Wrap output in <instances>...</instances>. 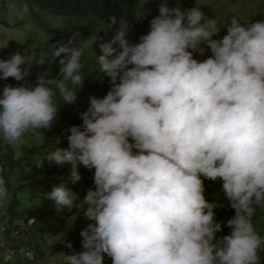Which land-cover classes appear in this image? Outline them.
Instances as JSON below:
<instances>
[{"label":"clouds","instance_id":"1","mask_svg":"<svg viewBox=\"0 0 264 264\" xmlns=\"http://www.w3.org/2000/svg\"><path fill=\"white\" fill-rule=\"evenodd\" d=\"M194 3H182L191 8L183 10L162 0L138 43L129 41L123 18L108 17L110 29L118 26L99 43L101 54L93 52L110 88L88 98L82 123L65 130L67 147L46 158L68 169V183L52 185L45 198L57 214L89 223L79 233L82 250L54 254L50 264H58L57 256L59 264H104L105 257L112 264H264V236L254 227L257 209L264 208V20L232 17L225 27ZM143 16L144 10L135 18ZM72 44L54 53L63 55L59 76L41 73L34 84L26 78L33 65L44 64L43 53L0 60V80L25 81L3 88L0 140L15 145L29 133L46 138L43 130L51 131L58 114L53 86L64 105L75 104L86 80L83 47ZM7 47L0 39V49ZM81 169L92 173L83 198L67 186L81 181ZM206 181L219 184L234 210L227 221L217 219ZM8 194L0 176V203ZM35 220L26 226L33 229ZM222 224L230 233L218 237ZM65 235L44 240L50 248ZM0 238L13 256L23 249L33 257L31 248L13 249Z\"/></svg>","mask_w":264,"mask_h":264},{"label":"trees","instance_id":"2","mask_svg":"<svg viewBox=\"0 0 264 264\" xmlns=\"http://www.w3.org/2000/svg\"><path fill=\"white\" fill-rule=\"evenodd\" d=\"M24 4L29 9L37 8L40 10H46L47 12L62 15L65 17L73 18L76 24L69 32L63 30H50L48 33L51 38L39 48H29L30 41L25 44H20L15 40L8 41V47L0 49V60H6L14 52H20L21 54H29L32 51L37 53H43L44 64L33 65L31 68V75L26 78L29 84H34L37 76L41 73H46L50 78H57L59 76V59L56 58L54 53L61 44H67L68 40H73L71 46L83 47V55L81 57V75L84 77V88L78 92L77 100L73 105H64L60 99L58 89L54 90V99L57 102L58 114L54 120V126L51 131H46L49 134L48 140L42 145L37 147H20V155H18L8 143L0 140V176L5 177L7 186L11 193V198L7 196L0 205V213H8L9 220L6 224V235L10 237L13 233L16 237L9 238L13 240L16 238L21 239V225L16 224L17 220L25 225V235L32 233L33 230L26 226L27 219L35 217L36 226L39 229L47 232V234L58 235L60 232H64L66 235L63 241L60 243L56 241V245L51 246L50 250L44 249V241L35 244L32 259L26 257H18V255H12L5 257V260L0 264H50L52 254L58 249L62 250L64 254L71 255L73 252H79L82 250L80 231L70 230L65 232V223L71 216L65 212L60 215L55 212L52 205L53 202L45 198V194L51 190L52 185H59L61 183H68V169L60 168L54 164H49L46 160L47 155L59 149H65L67 147V141L65 136V130L73 125H80L82 123L79 118V113L87 109L88 98L92 95L103 97L106 95L110 88V80L108 77L101 76L99 72L94 52L100 55L99 43L110 39L116 27H109L108 17L115 15L117 21L123 18L126 23L125 27L129 29L128 39L132 43H138L141 35V27L145 26L148 30L150 25L145 16L137 20L136 14L141 12L138 7V0H23ZM183 4L189 6H196L192 0H181ZM263 17H259L258 20H264V8L260 11ZM255 21V22H256ZM242 23H249L244 21ZM17 23H8L0 19V25H6L13 27ZM221 28V27H220ZM47 29V28H46ZM225 28H221L219 37L222 38L226 35ZM79 34V39L74 38L73 35ZM97 38V40H96ZM215 38V37H214ZM96 40V43L93 42ZM93 45V46H92ZM211 53L206 52L204 57H200L198 53H194V58L204 59L210 56ZM25 81H16L13 78L8 80H0V96H2L3 88L6 85L18 87L24 84ZM70 134V133H68ZM19 168L21 181L18 184H12L9 180L13 170ZM92 173L84 169H81V181L76 185L68 184L67 186L73 191L78 192L81 198L86 195L88 187L92 185L91 179ZM21 189L27 190L33 196L39 195V206L35 208L17 210L19 200L17 198V192ZM206 196L209 200L215 203L217 210V219L219 221H227L234 215V210L227 206V201L223 199V194L220 191L219 184L211 181H206ZM223 205H225L223 207ZM258 210V209H257ZM3 233L0 235L5 240ZM230 229L224 227L222 224V232L218 234V237L228 235ZM45 234V233H44ZM6 241V240H5ZM71 243L72 248H68L67 244ZM28 249V248H26ZM37 254V257L35 256ZM260 255L264 258V246L260 251ZM59 264V263H58ZM104 264H112L110 258L105 257Z\"/></svg>","mask_w":264,"mask_h":264},{"label":"rangeland","instance_id":"3","mask_svg":"<svg viewBox=\"0 0 264 264\" xmlns=\"http://www.w3.org/2000/svg\"><path fill=\"white\" fill-rule=\"evenodd\" d=\"M203 9L201 10L209 18L215 17L218 24L227 27L230 23L232 17L238 18L241 22H255L259 17H263L260 11L264 8V0H194ZM162 0H138V7L141 12L144 10V16L150 20L155 16L159 15L158 7ZM10 4H14L15 7H9ZM24 1L23 0H0V19L6 21L10 24L17 23L13 27H8L6 25H0V39L8 42L10 40H15L20 44H25L30 41L29 48H39L42 47L51 38V35L41 26L47 27L53 30H71V28L76 24L75 19L64 17L61 15L53 14L47 12L46 10H40L37 8L29 9L24 12ZM179 5L183 10L191 9L185 7L180 0H168L169 7H176ZM148 29L145 26L141 27V35L147 34ZM140 35V36H141ZM79 34L73 35L74 38L79 39ZM45 139L40 140L35 137L34 134H27L22 143L10 145V147L20 155V147H37L42 145L48 140L49 134L44 131ZM3 155V152L0 156ZM19 168L13 170L11 177L9 178L12 184H18L21 181ZM9 198H11V193L9 191ZM17 198L19 200V205L17 210L35 208L39 206V195L33 196L27 190L21 189L17 192ZM7 199V198H6ZM5 199V200H6ZM1 205V203H0ZM8 213H0V232L7 244H12L15 246L17 243H22L26 247L34 248L35 244L44 241V232L39 229V226L33 227V232L25 236L26 227L20 221L17 220L16 224L21 225V239L18 241L11 242L9 238L16 237L15 234L11 233L10 237L6 235V224L9 220ZM88 221L84 220L82 216L76 217V219L71 215L64 227L65 232L70 230L81 231L86 227ZM254 227L258 235L264 236V208H259L254 215ZM45 233V234H44ZM50 235V234H49ZM14 237V238H15ZM44 249L46 251L50 250L48 244L45 242ZM14 249V248H13ZM17 249V246H15ZM63 253L62 250L58 249L54 254ZM37 257V254H35ZM19 257V256H18ZM5 260L4 251L0 249V263ZM57 262L59 263V257L57 256Z\"/></svg>","mask_w":264,"mask_h":264},{"label":"built area","instance_id":"4","mask_svg":"<svg viewBox=\"0 0 264 264\" xmlns=\"http://www.w3.org/2000/svg\"><path fill=\"white\" fill-rule=\"evenodd\" d=\"M2 248L5 250V253L7 254V257H9L10 255H12L14 253L10 248H8L5 245L4 241L0 238V249H2ZM18 254H20L21 256H24L26 258L32 259V253L25 252L23 249H20L18 251Z\"/></svg>","mask_w":264,"mask_h":264},{"label":"crops","instance_id":"5","mask_svg":"<svg viewBox=\"0 0 264 264\" xmlns=\"http://www.w3.org/2000/svg\"><path fill=\"white\" fill-rule=\"evenodd\" d=\"M14 240H15V241H18V238L14 239ZM10 241H11V240H10ZM11 242H13V240H12ZM8 245H9L10 247H12V248L15 249V246H17V248H18V247L22 246V243H18V244L16 243L15 246H12V244H8Z\"/></svg>","mask_w":264,"mask_h":264}]
</instances>
